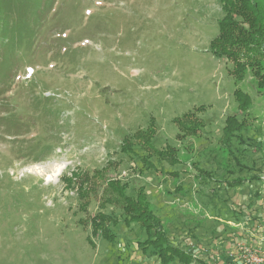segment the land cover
Wrapping results in <instances>:
<instances>
[{"label": "rangeland", "instance_id": "rangeland-1", "mask_svg": "<svg viewBox=\"0 0 264 264\" xmlns=\"http://www.w3.org/2000/svg\"><path fill=\"white\" fill-rule=\"evenodd\" d=\"M221 15L218 0H44L38 18L23 16L30 36L0 45V264H157L137 247L145 233L136 223L109 225L113 243L92 236L95 214L122 216L100 208L108 180L128 196L144 189L191 264L238 262L227 256L235 244L260 246L264 93L211 54ZM189 113L201 138L178 139L173 120ZM230 116L246 129L224 133ZM147 129L146 152L147 136L136 134ZM167 146L173 165L154 153ZM237 176L247 180L226 186Z\"/></svg>", "mask_w": 264, "mask_h": 264}, {"label": "trees", "instance_id": "trees-1", "mask_svg": "<svg viewBox=\"0 0 264 264\" xmlns=\"http://www.w3.org/2000/svg\"><path fill=\"white\" fill-rule=\"evenodd\" d=\"M218 1L222 15L217 21V34L209 42V50L215 58L225 59L231 64L230 75L236 82L242 81L245 75L250 73L256 81L257 90L264 93L263 4L258 0ZM43 5L44 0H0V45H5L9 48L11 43H21L24 37H29L30 34L25 32L26 24L22 18L26 15H33L34 18H38ZM233 96L239 109H245L250 106L249 96L241 89L234 90ZM200 109L203 110V107L201 106ZM198 120L192 113L185 115L182 119H174V123L178 126V139H185L186 137L192 139L201 138L199 132L203 126ZM226 123L229 124V128H226L224 133L229 130L239 132L247 127L246 119L239 121L235 116H230ZM148 132L153 131L147 129V132L139 131L136 134L139 140L141 137L147 136L143 143L145 147L142 148L146 152L149 150V146L146 145L150 143L148 141L152 135ZM133 137L135 138L136 136ZM227 137L229 138V136ZM226 145L225 143V148ZM132 146L125 139L122 142L121 151L124 153L130 152ZM155 152L158 159L171 165L179 161L176 158V150L174 148L167 146L164 150ZM143 162L149 161H144L143 159ZM201 170L200 168L198 169L199 172ZM202 173L206 175L205 171ZM78 177V174L72 172L70 177L63 178L66 182V187L72 188L73 180ZM252 179L260 181L261 178L260 176H251L248 180L254 181ZM246 180L241 176H237L236 179L228 181L226 186L232 188L240 186ZM82 182L80 181V183ZM80 183L78 192L83 187ZM104 191H107L108 195L100 204V208L103 209V204L115 205L121 210L122 216L116 221V218L113 217L112 219L106 213L98 212L89 220L92 236L100 235L107 242L113 243L115 235L109 225L115 226L121 222L125 226H130L136 223L145 233V238L137 242V247L142 254L155 257L158 260L157 264L192 263L193 255L169 243L166 232L162 229L160 220L153 214L150 202L142 187L137 190L134 196H128L125 184H120L116 180H108ZM228 254L229 252H227V256ZM238 262L230 261V263L227 262L225 264H242ZM197 264L212 263L208 260H198Z\"/></svg>", "mask_w": 264, "mask_h": 264}, {"label": "built area", "instance_id": "built-area-1", "mask_svg": "<svg viewBox=\"0 0 264 264\" xmlns=\"http://www.w3.org/2000/svg\"><path fill=\"white\" fill-rule=\"evenodd\" d=\"M228 256L242 264H264V240L256 248H250L240 243L235 244L233 251Z\"/></svg>", "mask_w": 264, "mask_h": 264}, {"label": "crops", "instance_id": "crops-1", "mask_svg": "<svg viewBox=\"0 0 264 264\" xmlns=\"http://www.w3.org/2000/svg\"><path fill=\"white\" fill-rule=\"evenodd\" d=\"M261 225H262V224H261ZM260 228H261L262 232H264V227H261V226H260Z\"/></svg>", "mask_w": 264, "mask_h": 264}, {"label": "snow or ice", "instance_id": "snow-or-ice-1", "mask_svg": "<svg viewBox=\"0 0 264 264\" xmlns=\"http://www.w3.org/2000/svg\"><path fill=\"white\" fill-rule=\"evenodd\" d=\"M28 71H29V72H32L33 70H32V69H29Z\"/></svg>", "mask_w": 264, "mask_h": 264}]
</instances>
